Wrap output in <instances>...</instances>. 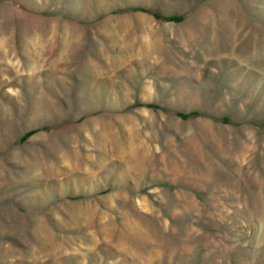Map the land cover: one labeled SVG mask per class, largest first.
Returning <instances> with one entry per match:
<instances>
[{
    "label": "rangeland",
    "instance_id": "1",
    "mask_svg": "<svg viewBox=\"0 0 264 264\" xmlns=\"http://www.w3.org/2000/svg\"><path fill=\"white\" fill-rule=\"evenodd\" d=\"M0 264H264V0H0Z\"/></svg>",
    "mask_w": 264,
    "mask_h": 264
},
{
    "label": "bare ground",
    "instance_id": "2",
    "mask_svg": "<svg viewBox=\"0 0 264 264\" xmlns=\"http://www.w3.org/2000/svg\"><path fill=\"white\" fill-rule=\"evenodd\" d=\"M56 249V248H55Z\"/></svg>",
    "mask_w": 264,
    "mask_h": 264
},
{
    "label": "trees",
    "instance_id": "3",
    "mask_svg": "<svg viewBox=\"0 0 264 264\" xmlns=\"http://www.w3.org/2000/svg\"><path fill=\"white\" fill-rule=\"evenodd\" d=\"M177 18V17H176Z\"/></svg>",
    "mask_w": 264,
    "mask_h": 264
}]
</instances>
